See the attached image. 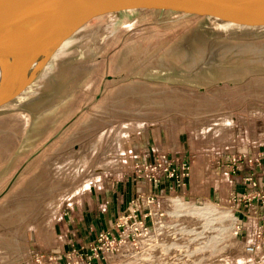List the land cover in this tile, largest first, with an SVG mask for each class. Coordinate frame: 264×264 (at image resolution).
Masks as SVG:
<instances>
[{
  "label": "rangeland",
  "instance_id": "obj_1",
  "mask_svg": "<svg viewBox=\"0 0 264 264\" xmlns=\"http://www.w3.org/2000/svg\"><path fill=\"white\" fill-rule=\"evenodd\" d=\"M76 34L77 41L47 63L45 76L0 108V264L19 253L21 260L13 264H99L88 258L89 248L104 230L69 249L62 232L122 177L124 191L134 193L129 181L141 180L135 171L145 164L136 160V149L146 142L158 139L169 148L178 141L174 150L199 159L194 176L210 188L216 178L199 170L206 162L215 175L216 152L264 154L251 153L255 144L264 148V28L146 12L105 15ZM257 167L222 168L227 193L220 198L154 193L199 204L248 196V189L229 193L223 173H242L239 182L249 188L247 177L259 178ZM137 194L120 216L134 208ZM242 239L208 255L193 245L182 255L190 264H204V258L213 264H264V255L244 252ZM64 242L66 250L58 251L55 246ZM139 260L114 253L101 262Z\"/></svg>",
  "mask_w": 264,
  "mask_h": 264
},
{
  "label": "built area",
  "instance_id": "obj_2",
  "mask_svg": "<svg viewBox=\"0 0 264 264\" xmlns=\"http://www.w3.org/2000/svg\"><path fill=\"white\" fill-rule=\"evenodd\" d=\"M261 156L232 155L228 163L233 168L242 163L259 165ZM188 169L187 164L179 168L174 159L161 154L155 162L137 166L135 172L138 178L159 187L167 181L179 183L188 175ZM247 181L253 189L259 187L255 174L248 176ZM256 195L264 198V192L259 190L255 195L233 194L219 203L199 204L184 200L179 195L168 200L157 193L144 192L133 201L134 208L118 218L116 231H102L97 235L90 245L91 255L88 258L103 264L101 261L106 256L121 253L137 255L140 264H190L182 253H189L193 245H201V248L204 247L202 253L208 255L214 253L212 251L219 252L230 240L241 239L243 227L238 204ZM142 200L146 205L145 211L136 205L137 202L142 206L139 202ZM256 237H264V227H259ZM244 252L253 254L255 246L246 245ZM203 263L213 264L209 258H204Z\"/></svg>",
  "mask_w": 264,
  "mask_h": 264
},
{
  "label": "water",
  "instance_id": "obj_3",
  "mask_svg": "<svg viewBox=\"0 0 264 264\" xmlns=\"http://www.w3.org/2000/svg\"><path fill=\"white\" fill-rule=\"evenodd\" d=\"M146 12L174 14L229 26L264 28V0H0V57L17 58L22 52H28L23 63H17L19 78L14 80L9 91L0 95V108L40 77L59 46L45 59L33 78L23 83L22 75L39 43L57 38L62 44L101 16Z\"/></svg>",
  "mask_w": 264,
  "mask_h": 264
},
{
  "label": "crops",
  "instance_id": "obj_4",
  "mask_svg": "<svg viewBox=\"0 0 264 264\" xmlns=\"http://www.w3.org/2000/svg\"><path fill=\"white\" fill-rule=\"evenodd\" d=\"M155 144V145H154ZM256 146L252 147V152L254 154L259 153V151L264 150L263 147H260V145L255 144ZM141 148H137L136 152L138 153L136 155L137 161H144L145 164L153 163L155 162L158 157L161 154H165L169 159H174L178 167L181 168L182 164H187L188 169V175L181 179L179 183L175 181H167L162 186H154L152 184L146 183L144 180H138L135 177L131 178L129 189H133L134 193L131 191H124V186L126 185L124 182V177L121 178L120 182H117L115 186H112L109 188H106V193L103 198L99 197L96 198L94 207L91 206L89 213L83 215L78 214L74 216L73 219L68 221V225L65 227L66 231L62 232L64 233L70 240L67 241V247L69 249L70 245H73L74 242L81 243L82 241L89 240L91 238H95L98 231L104 230V231H116V219L117 216H120V214H124L125 209H130L131 205V199L135 194L140 195L144 192H157L161 194H166L167 191L177 194H184L189 192L188 194L194 197L195 199H204V198H211L214 199L220 198L224 196L225 193V187L223 186V180L222 176L220 175V171L222 168L226 171H230V168L232 166L228 163L230 159V155H226L221 149V151L216 152L217 153V167L213 172L215 175L210 174V168L207 166V163L204 162L203 169L199 170L200 173L205 176V178L208 175L213 176L212 180L215 179V184L212 185L213 187L210 188L209 185H202L199 186V181L196 180L195 170L200 167L199 165V159L193 160V156L189 155V153H179V151H175L174 149L178 146V141L175 144H172L167 146V148L162 144V141H159L158 139H155L153 142H150L149 144L146 142V145H140ZM153 146L152 151H148L149 148ZM262 148V149H261ZM147 151V153H145ZM158 153V154H157ZM256 156V155H255ZM179 161V162H178ZM227 166H226V165ZM256 168L260 173L259 175V187L251 189V185H244L241 184L239 181L241 180L242 173H236L237 175H232L230 173L224 174L223 178L227 179V186L229 187L228 191L229 193L235 192L238 194L244 193L247 189L249 194L255 195L259 190H262L264 192V154L262 155L260 159L259 165ZM224 172V171H223ZM252 173V171H249ZM233 173V172H232ZM235 174V173H233ZM227 175V176H226ZM245 177L242 178V181ZM111 183V182H110ZM108 183V185L110 184ZM204 188L205 193H198V188ZM209 189L213 190L212 193L209 192ZM258 190V191H257ZM187 191V192H186ZM231 191V192H230ZM137 192V193H136ZM228 193V194H229ZM215 195V196H214ZM199 197V198H198ZM99 206V207H98ZM238 213L240 218V223L243 227L241 231V239L243 245H253L255 246V252H258V256L264 255V237L257 238L256 237V231L259 229V227H264V198L257 197L255 198H249L246 201H243L238 204ZM65 237V236H64ZM73 242V243H71ZM69 243V244H68ZM58 251H65L66 246L65 242L62 243L60 246H55Z\"/></svg>",
  "mask_w": 264,
  "mask_h": 264
},
{
  "label": "bare ground",
  "instance_id": "obj_5",
  "mask_svg": "<svg viewBox=\"0 0 264 264\" xmlns=\"http://www.w3.org/2000/svg\"><path fill=\"white\" fill-rule=\"evenodd\" d=\"M102 17V16H101ZM99 18V17H98ZM88 25V24H87ZM81 30V29H80ZM79 31V30H78ZM76 31L73 35L72 38H69V40L67 39L66 41H64L62 44H59V40L56 39H48L45 40L41 43H39L35 49L33 50L32 55L30 56V60L28 62V68L27 70L23 73L21 81L23 83H26L28 81H30L31 78H33V76L38 72V70L41 68L42 64L44 63L45 59L51 55V53L54 51V49H56V47L58 46V48L56 49V51L54 52V54H52V58L58 59L59 57H61L63 50L69 46L70 44L74 43L76 40V38L74 39V37L77 35L76 33L78 32ZM82 40V39H81ZM28 55V52H22L21 54L18 55L17 58H13V57H8V56H2L0 57V95L9 91V88L12 87L14 80H17V78H19V71L17 69V63H23L24 57L26 58V56ZM51 58V59H52ZM17 59V60H16ZM52 62V61H51ZM49 65V64H47ZM43 74V73H42ZM46 74V73H45ZM44 75V74H43ZM45 76V75H44ZM42 77V76H41ZM43 78V77H42ZM7 89V90H6ZM133 90H136L135 88H133ZM142 93V92H141ZM170 100V99H169ZM162 101V100H161ZM157 102L159 103H163L162 102ZM172 101V100H170ZM170 101L168 103H170ZM154 102V101H153ZM166 102V101H164ZM152 103V102H151ZM155 103V102H154ZM167 105V104H166ZM169 105V104H168ZM144 106V105H143ZM156 106V104L154 105ZM159 106V105H158ZM167 109V108H166ZM114 110V109H113ZM119 112V111H118ZM139 112V111H138ZM140 113V112H139ZM142 113V112H141ZM144 113V112H143ZM137 114V113H136ZM151 114V113H150ZM137 116V115H136ZM130 118V117H129ZM141 118V117H140ZM79 138V137H78ZM108 154V153H106ZM57 164V163H56ZM53 191V190H52ZM23 205V204H22ZM19 239V238H18ZM17 239V240H18ZM3 243V242H2ZM7 243V242H6ZM20 243V242H19ZM9 248H11L13 246V244H9L7 245ZM4 247V246H3ZM2 248V247H0ZM8 248V250H9ZM20 248V247H19ZM7 249V248H6ZM17 249V247H16ZM22 249V248H21ZM20 249V250H21ZM4 250V249H3ZM23 250V249H22ZM6 251V250H5ZM4 252V251H3ZM9 253H11L10 251H8ZM5 252V253H8ZM21 252V251H20ZM4 253V254H5ZM23 254L19 253V255H15L12 256L11 258H9L7 260V262L4 264H13L16 263L17 261L21 260Z\"/></svg>",
  "mask_w": 264,
  "mask_h": 264
}]
</instances>
